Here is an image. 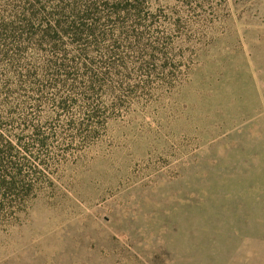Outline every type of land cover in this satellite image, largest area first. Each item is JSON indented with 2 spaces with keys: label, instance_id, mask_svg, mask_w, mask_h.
<instances>
[{
  "label": "rangeland",
  "instance_id": "obj_1",
  "mask_svg": "<svg viewBox=\"0 0 264 264\" xmlns=\"http://www.w3.org/2000/svg\"><path fill=\"white\" fill-rule=\"evenodd\" d=\"M81 20L88 57L114 53L93 90L38 32ZM2 21L26 42L0 55V264H264V0H0Z\"/></svg>",
  "mask_w": 264,
  "mask_h": 264
},
{
  "label": "trees",
  "instance_id": "obj_2",
  "mask_svg": "<svg viewBox=\"0 0 264 264\" xmlns=\"http://www.w3.org/2000/svg\"><path fill=\"white\" fill-rule=\"evenodd\" d=\"M29 20V18H28ZM28 23H25L24 26H27ZM63 25V22L60 23L57 21L55 24L45 25L42 27V30L38 32L41 33V37L44 42L48 44H52V47H59V32L69 35L71 37V43L74 45H79V49L75 56L68 58L67 55L61 50V59H59L57 63V71H63L66 75L69 74V70L71 68L78 69L80 71V75H77L80 79L84 80L90 90H93L94 87L98 84L99 79H102L106 75V70L111 68L114 64L113 57L114 53L105 52L102 54V66H98L94 61L88 57V47L95 46L98 44V41L93 39L92 42H89L90 38L95 37L96 31H100V29H96V26L92 23H86L81 20L78 23L76 21H71L69 25L66 26V29H60ZM38 32H34L35 34ZM22 31L18 26L11 22H0V55L7 56L8 55V45L7 43H11L14 48H17L18 51H21L20 47L18 48V44H23L26 42L24 39L20 40V34ZM62 35V34H61ZM58 50V49H57ZM52 64V63H50ZM55 62L52 66L55 67ZM72 64V65H70ZM94 65L100 67V72L97 73L96 69H94ZM70 75V74H69ZM66 79V78H65ZM64 79V80H65ZM13 145L10 141H4L0 135V189H9L11 188L16 181H18L21 177L20 169L17 167L15 161L12 158V150Z\"/></svg>",
  "mask_w": 264,
  "mask_h": 264
}]
</instances>
